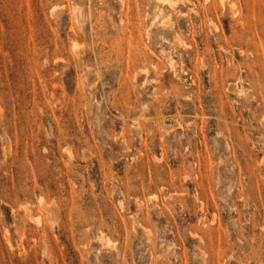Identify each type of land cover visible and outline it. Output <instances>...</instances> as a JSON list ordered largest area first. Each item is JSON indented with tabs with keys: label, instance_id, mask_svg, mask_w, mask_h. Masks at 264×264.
<instances>
[{
	"label": "rangeland",
	"instance_id": "374dc122",
	"mask_svg": "<svg viewBox=\"0 0 264 264\" xmlns=\"http://www.w3.org/2000/svg\"><path fill=\"white\" fill-rule=\"evenodd\" d=\"M0 264H264V0H0Z\"/></svg>",
	"mask_w": 264,
	"mask_h": 264
}]
</instances>
